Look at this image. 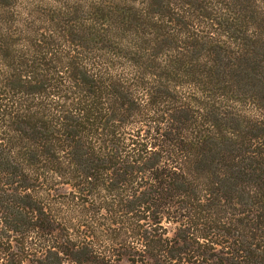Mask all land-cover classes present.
Returning <instances> with one entry per match:
<instances>
[{"label": "trees", "instance_id": "obj_1", "mask_svg": "<svg viewBox=\"0 0 264 264\" xmlns=\"http://www.w3.org/2000/svg\"><path fill=\"white\" fill-rule=\"evenodd\" d=\"M0 264H264V0H0Z\"/></svg>", "mask_w": 264, "mask_h": 264}, {"label": "rangeland", "instance_id": "obj_2", "mask_svg": "<svg viewBox=\"0 0 264 264\" xmlns=\"http://www.w3.org/2000/svg\"><path fill=\"white\" fill-rule=\"evenodd\" d=\"M22 1H24V0H20V2H22ZM31 1H33V0H31ZM32 5L34 6V4L33 3H29V2H24L23 4H22V7H32Z\"/></svg>", "mask_w": 264, "mask_h": 264}]
</instances>
